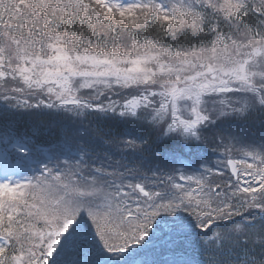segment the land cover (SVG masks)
Instances as JSON below:
<instances>
[{
	"label": "snow or ice",
	"instance_id": "snow-or-ice-1",
	"mask_svg": "<svg viewBox=\"0 0 264 264\" xmlns=\"http://www.w3.org/2000/svg\"><path fill=\"white\" fill-rule=\"evenodd\" d=\"M246 9V0H71L70 4L67 0H11L10 4L0 0V80L18 76L28 89L42 90L49 97V102L41 100L30 107L62 108L74 115L84 110L112 113L146 122L152 130L162 128L160 135L174 145L191 147L197 142L198 146L203 133L222 126V117L264 108V36L237 40L219 28L220 21L228 26L236 21L238 27L247 16ZM61 24L64 30L57 31ZM70 24L80 29L87 25L93 35H99L97 24L107 31H139L154 24L157 36H170L177 49L159 46V38L138 36L128 52L119 46L80 51L79 37L85 32L69 35ZM184 33L194 39L214 35L207 46L181 49L179 37ZM42 48L47 49L46 55L41 54ZM113 85L141 90L122 104L110 101L98 106L78 95L91 89L96 93L91 99L97 100L104 95L100 86L111 89ZM233 93L245 94L243 103L223 98ZM136 139L147 143L143 136ZM161 155L167 159L166 153ZM244 155L255 163L238 171L237 165L244 161L229 160L236 184L225 188L210 182L208 168H202L199 176L177 169L179 175L160 176L152 184L143 177L125 182L123 174L118 182L101 167L87 172L79 167L54 171L45 165L41 175L31 179H13L16 173L5 172L0 178V264H49L48 257L58 253V245L60 249L77 242L96 243L97 237L99 248L103 246L100 250L123 253L145 241L156 217L181 211L194 217L195 223L185 224L177 216L181 223L172 231L195 227L207 232L218 217L241 214L230 202L237 193L250 197L241 207L264 213V155ZM157 183L164 189L155 190ZM81 212L95 229L94 236L83 240L77 223ZM218 240L219 235L213 243Z\"/></svg>",
	"mask_w": 264,
	"mask_h": 264
},
{
	"label": "trees",
	"instance_id": "trees-1",
	"mask_svg": "<svg viewBox=\"0 0 264 264\" xmlns=\"http://www.w3.org/2000/svg\"><path fill=\"white\" fill-rule=\"evenodd\" d=\"M7 2L10 4L11 0ZM67 2L70 4L71 0ZM246 4L247 16L238 27L236 21H233L231 26L223 21L219 23V28L224 33L237 40H247L249 36L252 38H256L257 35L264 36V15L260 14L264 11V0H246ZM253 8L256 9L255 12L252 11ZM68 11L71 14L70 7ZM7 15L5 13L3 17L5 22ZM59 15L57 12L56 17ZM14 22L20 23L21 26L23 24V21ZM56 30L63 31V24ZM81 30L85 35L79 37L81 43L77 48L80 51L86 48L93 51L107 50L119 46L128 52L132 39L138 36L159 38L161 40L159 46H172L173 50L177 49L176 42L172 41L170 36H164L163 33L157 36L154 24H149L146 29L139 31L121 28L107 31L97 24L96 30L99 35H93L87 25L83 29L74 24L69 25V35L78 34ZM205 31H208L207 26ZM213 35L194 39L184 33L179 37L178 47L191 49L207 46ZM137 42L142 43L139 40ZM41 54L46 55L47 49L42 48ZM99 90L103 91L104 95L99 96L97 100L91 99L95 92L87 98L93 106L105 105L107 101H118L122 104L125 98H130L134 93L125 92L118 87ZM224 97L233 103L237 100L243 103L246 98L245 95L231 94ZM219 123L221 127L202 134L198 146L197 142H193L191 147H187L165 141L160 135L162 128L160 131L152 130V126L146 122H137L132 118L123 119L112 113L84 110L83 113L74 115L61 108L49 109L44 106L27 108L21 104L16 107L0 106V138L23 143L38 161L32 173L20 171L13 175V179L40 176L47 165L54 171L57 169L63 171L66 167L72 169L79 167L87 172L89 169L101 167L103 171L112 173L110 178H115L118 182L123 174L125 182H137L143 177L152 184L156 182L157 177L175 175L177 165L182 161H194L201 151L226 153L228 159L237 157L238 154L234 150L227 151L221 144L222 142L230 144L229 140H226L229 134L241 137L242 140L234 142H241L242 149L259 148V154L264 155V108L257 106L242 115L233 113L228 117H222ZM129 132L132 133L131 136L127 134ZM139 136L145 137L147 143L137 140L136 137ZM126 141L134 143L128 144ZM165 153L166 160L161 155ZM210 182L220 184L222 188L228 184L233 186L236 184L228 172L222 175L214 174ZM163 189L164 185L156 184L155 190ZM261 191L264 192V189ZM251 195L259 196V193ZM245 199H250L249 194L237 193V197L232 198L230 202L234 205V211L241 214L234 215L231 219L218 217L207 232L195 227H189L182 232L172 231L176 224L181 223L177 216L182 217L185 224L195 223L194 217L186 211H181L176 216L156 217L145 241L133 244L126 252L102 251L100 250L103 248L102 245L94 252L78 247L79 249L74 252H61L58 256L48 257L49 264H90L92 259L88 257H93V262L97 263L104 258L106 264H264V213L255 207H241ZM77 223L83 229L80 237L94 236L95 229L86 213L81 212L77 217ZM218 235L219 240L213 243ZM72 248L75 249L76 246ZM84 252L87 255H83ZM101 252L104 253L103 256L101 259L97 258L95 255Z\"/></svg>",
	"mask_w": 264,
	"mask_h": 264
},
{
	"label": "rangeland",
	"instance_id": "rangeland-1",
	"mask_svg": "<svg viewBox=\"0 0 264 264\" xmlns=\"http://www.w3.org/2000/svg\"><path fill=\"white\" fill-rule=\"evenodd\" d=\"M246 41V40H244ZM166 59V58H165ZM7 71V69H5ZM13 88H20L22 91L20 92H14L12 91ZM103 90V86H100ZM112 88H117L115 85H113ZM119 88V87H118ZM122 89V88H121ZM110 90V89H108ZM125 92L132 91V95L137 94L141 89H123ZM123 93V95L125 94ZM94 93L91 89H83L78 93V95L84 99L88 100L87 98L91 96ZM118 94L117 92H114ZM227 95V94H226ZM225 95V96H226ZM231 95L236 96H244L245 94H239V93H233ZM5 97H8V99H5ZM226 99V97H223ZM44 101L45 103L49 102V97L41 90V91H33L27 88L26 85H24L19 77L17 76L15 79L12 78V76H7L4 80H0V106L2 107H16L19 104L25 105L27 108H30V105L36 104L39 101ZM27 102L26 104L24 102ZM109 101L106 102L105 105H107ZM43 106V105H41ZM59 109V108H55ZM62 109V108H61ZM64 110V109H63ZM83 113V112H81ZM231 128V127H229ZM227 133V132H226ZM10 139L0 138V178L7 173H16L18 174L21 172H33V170L37 167L38 161L37 157L34 155H31L28 150L26 149L25 145L17 140L15 141H8ZM226 140H229L230 144L227 143H221L223 145V149L226 148L227 151L234 150L235 153L238 154V156H234L230 159L232 160H243L244 164H238L237 169L243 170L246 168V165L248 163H255L251 158L246 157L244 155L245 152H256L259 153L260 149H242L241 148V142H234V140H242L241 137H238L236 135H228L226 137ZM228 142V143H229ZM22 146V147H21ZM20 147L21 150L17 151L16 149ZM198 158L194 161H182L179 165L176 167V174L179 175V172L177 169H180L183 171L185 175H196L199 176L202 174L201 170L202 168H208L210 170L211 176H213L216 172L225 173L229 172V168L227 165L228 158L226 153H220L218 151H212V150H205L198 153ZM257 167H259V164H256ZM246 179L251 180V177H247ZM193 187L195 185H192ZM244 187H247L248 185H242ZM256 187H259V185H254ZM255 194V193H254ZM85 237H80L81 240H83ZM63 242V241H62ZM95 242L97 243H91V244H81L80 242L75 243L72 246H76V248H72V246L65 247L64 245H61L59 249V245L57 246L58 253H53V255L58 256L61 252H68L71 253L72 251H76L79 249L78 247H81L82 249L91 250L94 252L95 250L99 249V239L96 238ZM86 250V251H87ZM70 251V252H69ZM95 253H93L94 255ZM103 252L97 253L95 256L97 258H100L103 256ZM83 255H87L86 252L83 253ZM92 259L90 261V264H106L104 261V258L101 259V262L97 263L96 261L93 262V257H88V259ZM77 261V260H76ZM79 262V261H77ZM169 262V261H167ZM166 262V263H167ZM126 264V263H121ZM165 264V263H163ZM170 264V263H167Z\"/></svg>",
	"mask_w": 264,
	"mask_h": 264
},
{
	"label": "water",
	"instance_id": "water-1",
	"mask_svg": "<svg viewBox=\"0 0 264 264\" xmlns=\"http://www.w3.org/2000/svg\"><path fill=\"white\" fill-rule=\"evenodd\" d=\"M233 161H234V160H233ZM227 165H228V162H227ZM228 168H229V166H228ZM229 172H230V174H231V176H232L231 168H229ZM232 178L235 180L234 177H232Z\"/></svg>",
	"mask_w": 264,
	"mask_h": 264
}]
</instances>
